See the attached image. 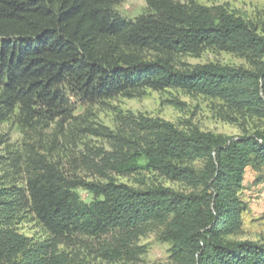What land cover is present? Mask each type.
<instances>
[{
	"label": "trees",
	"instance_id": "1",
	"mask_svg": "<svg viewBox=\"0 0 264 264\" xmlns=\"http://www.w3.org/2000/svg\"><path fill=\"white\" fill-rule=\"evenodd\" d=\"M122 1L0 0V122L17 116L34 131L51 124L64 130L70 120H89L74 115L76 103L147 88H180L264 118V22L259 27L223 5L176 0H146V14L124 19L116 12ZM206 48L245 57L251 67L177 65L178 56ZM121 125L86 127L110 145L86 164L101 177L97 182L79 186L33 150L24 187L0 182V264H86L81 253L90 244L82 239L105 236L110 240L97 251L114 260L151 225L163 226L161 240L171 244L176 264H264V241L229 239L241 231L247 210L239 194L246 170L264 169V131L227 138L142 114L122 115ZM5 160L0 154V167ZM195 160L203 168L190 164ZM11 164L17 167L15 159ZM142 169L190 191L161 183L136 188L112 177ZM81 186L91 200L82 198ZM25 210L46 238L12 226Z\"/></svg>",
	"mask_w": 264,
	"mask_h": 264
},
{
	"label": "rangeland",
	"instance_id": "2",
	"mask_svg": "<svg viewBox=\"0 0 264 264\" xmlns=\"http://www.w3.org/2000/svg\"><path fill=\"white\" fill-rule=\"evenodd\" d=\"M182 3H197L207 6L223 5L232 13L242 16L247 21L261 27L264 22V0H176ZM149 11L146 0H123L116 6V12L124 19L134 20ZM221 63L235 67H251L250 61L239 55L221 51L217 48L203 49L199 55H183L176 58L181 68L188 66ZM145 115L174 123L183 130L199 129L216 135L237 138L245 133L264 131V118L238 113L229 108L220 99L189 93L180 88H167L142 91L137 96L119 95L113 99L98 102L94 105L76 103L74 115H86V120L66 123L64 130L54 124L37 131L25 128L17 116L8 121L0 122V134L5 135V143H0V154L6 160L0 167V182L10 185L13 182L24 187L26 178L33 170L31 156H46L51 162L57 163L64 176L79 184L97 182L101 179L97 173L87 168L94 154L100 149H110L104 137L87 133V126L95 128L107 127L118 131L122 115ZM74 122L79 124L74 125ZM57 129V130H56ZM55 130V131H54ZM33 150V154H32ZM17 163L13 169L11 162ZM144 164V161H143ZM197 169L204 166V161L195 160L190 163ZM118 183H126L136 188H145L153 183H161L166 187L180 191H190L183 183L168 180L147 169L130 175L113 174ZM243 189L239 193L247 203L243 214V225L240 232L229 236L230 240L251 239L264 241V169L249 166L246 170ZM82 198L89 201L92 194L79 187ZM13 227L27 236L44 239L46 230L36 220L30 210H25L13 220ZM163 226L151 225L145 235L133 241L123 256L107 260L99 256L97 249L101 240L83 238L82 243L90 244L82 248L81 259L86 264H176L170 254L171 244L161 240Z\"/></svg>",
	"mask_w": 264,
	"mask_h": 264
}]
</instances>
